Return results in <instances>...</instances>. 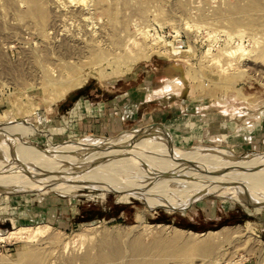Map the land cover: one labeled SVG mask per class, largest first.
Returning a JSON list of instances; mask_svg holds the SVG:
<instances>
[{"label": "rangeland", "instance_id": "obj_1", "mask_svg": "<svg viewBox=\"0 0 264 264\" xmlns=\"http://www.w3.org/2000/svg\"><path fill=\"white\" fill-rule=\"evenodd\" d=\"M0 150V264H264V0H0Z\"/></svg>", "mask_w": 264, "mask_h": 264}, {"label": "bare ground", "instance_id": "obj_2", "mask_svg": "<svg viewBox=\"0 0 264 264\" xmlns=\"http://www.w3.org/2000/svg\"><path fill=\"white\" fill-rule=\"evenodd\" d=\"M82 13V12H81ZM90 20V19H89ZM151 46V45H150ZM153 48V47H152ZM233 55V54H232ZM63 96V95H62ZM61 96V98H62ZM20 151L18 152H22L23 149L25 148H21L18 147L16 148ZM1 151V150H0ZM27 151V150H26ZM31 153H34V151H29ZM36 153V152H35ZM22 156V155H20ZM201 156V154H200ZM198 155H193L190 156V158H194V157H200ZM20 159V158H19ZM23 159V158H22ZM22 159L21 162L23 161ZM41 161V165L38 166L37 168H29L28 171H24L22 172L24 169V167L20 170L21 174H31V175H44L42 176V180L47 181V183L51 182L54 173L55 172H50L53 171L52 169L59 166L60 164L63 163H70L73 162L74 160L76 162V160H86V161H90V163H96L98 166H104L106 168H112L115 172H106L107 175H151V171L148 172H142L141 170H139L137 164L135 162H133L134 160H130L129 158H127L126 155L122 154L120 150H118L117 148H111V147H103V148H99V147H89V146H78L76 148H74L73 150L70 151H62V152H55L54 154L48 156V157H40L39 158ZM20 162V163H21ZM23 163V162H22ZM75 164V163H74ZM24 165V164H23ZM68 165V164H67ZM246 165V164H245ZM20 166V165H19ZM71 166V165H70ZM73 166V165H72ZM71 166V167H72ZM18 168V167H17ZM63 168V167H62ZM66 168V167H64ZM70 168V167H69ZM73 168V167H72ZM162 168V166L160 167H156L153 170H160ZM74 169V168H73ZM16 170V169H15ZM241 170V171H240ZM57 171V170H56ZM76 171V170H75ZM108 171V170H107ZM227 173H221L217 174V178L221 181V178H227L229 179V181H231L232 183H236L237 184H242L244 183V181L249 182V183H254L255 182H261L264 185V164H260V165H246V166H241L238 170L237 173H235L236 171L233 169L232 170H227ZM218 172V171H217ZM225 172V171H222ZM57 173V172H56ZM55 173V175H56ZM105 174V175H106ZM191 173H184V175H190ZM20 175V174H19ZM103 175V174H102ZM215 175V174H214ZM36 176V177H37ZM202 176V175H201ZM205 176V175H204ZM216 176V175H215ZM22 177V176H21ZM41 177V176H40ZM110 177V176H109ZM127 177V176H126ZM134 177V176H133ZM16 178V176H15ZM24 178V177H23ZM38 178V177H37ZM136 177H134L132 180H134ZM138 178V176H137ZM136 178V179H137ZM214 176L207 178L208 180V185H210L211 187H215L218 186L219 184L216 183ZM29 179V178H28ZM36 179V178H35ZM129 179V178H127ZM131 179V178H130ZM187 179V178H185ZM203 179V178H202ZM226 179V180H227ZM21 180V179H20ZM20 180H17L18 182ZM24 180V179H23ZM32 180V179H30ZM138 180V179H137ZM205 180V179H204ZM16 181V180H15ZM33 181V180H32ZM224 181V180H223ZM228 181V182H229ZM133 182V181H131ZM137 182V181H136ZM205 182V181H204ZM207 182V181H206ZM16 183V182H15ZM135 183V182H134ZM139 183V182H138ZM222 183V182H221ZM225 183V182H223ZM230 183V182H229ZM13 184V182L11 183ZM50 184V183H49ZM164 183L162 182V185ZM189 184V183H187ZM206 184V183H205ZM227 184V183H226ZM247 184V183H246ZM7 185V184H6ZM48 185V184H47ZM155 185V184H153ZM200 185V184H199ZM198 185V186H199ZM224 185V184H223ZM8 186V185H7ZM12 186V185H10ZM165 186V185H163ZM162 186V187H163ZM188 186V185H187ZM226 186V185H225ZM254 186V185H253ZM203 187V186H202ZM208 187V186H205ZM135 188V187H134ZM156 188V187H155ZM165 188V187H164ZM198 188V187H197ZM144 189V188H142ZM201 189V188H200ZM142 192V190H140ZM199 192V191H198ZM179 193V192H178ZM194 193V192H193ZM181 195V193H180ZM186 195V194H185ZM180 197V196H179ZM46 228L42 227V226H37L35 228H24L21 227L11 233H9L7 236L5 237H0V242H3L4 240L10 238V237H20V238H24L26 241L38 238V236H43L46 233ZM194 235V234H193ZM196 235V234H195ZM24 236V237H23ZM199 238L201 239L202 235H197Z\"/></svg>", "mask_w": 264, "mask_h": 264}, {"label": "crops", "instance_id": "obj_3", "mask_svg": "<svg viewBox=\"0 0 264 264\" xmlns=\"http://www.w3.org/2000/svg\"><path fill=\"white\" fill-rule=\"evenodd\" d=\"M68 107V106H67ZM100 127H101V125H100ZM166 130L164 129V133H168L169 134V132H170V130H167L166 132H165ZM161 133V132H160ZM157 134H159V133H157ZM128 136V138H126V140H128V141H130V139L131 138H133V139H135L137 136H140L139 135V133H137V131L136 132H133V133H130V134H128L127 135ZM49 143H51V140L49 141Z\"/></svg>", "mask_w": 264, "mask_h": 264}]
</instances>
